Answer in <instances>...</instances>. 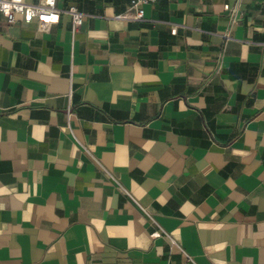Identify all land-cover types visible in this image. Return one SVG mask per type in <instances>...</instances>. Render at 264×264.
Returning <instances> with one entry per match:
<instances>
[{
    "label": "crops",
    "instance_id": "0c3cea01",
    "mask_svg": "<svg viewBox=\"0 0 264 264\" xmlns=\"http://www.w3.org/2000/svg\"><path fill=\"white\" fill-rule=\"evenodd\" d=\"M70 4L0 11V264H264V0Z\"/></svg>",
    "mask_w": 264,
    "mask_h": 264
},
{
    "label": "built area",
    "instance_id": "2783aa9c",
    "mask_svg": "<svg viewBox=\"0 0 264 264\" xmlns=\"http://www.w3.org/2000/svg\"><path fill=\"white\" fill-rule=\"evenodd\" d=\"M157 0H131L130 11L119 17L126 19H143L145 16V5L155 3ZM225 7L231 10L232 23L237 22V11L231 9L229 4ZM0 11L6 16L10 23L17 22L20 17L26 23L37 22L41 30H49L51 26L61 20L63 11L72 16V33L75 34L84 22L85 13L77 4H70L66 9L58 6V0H40L29 2L28 0H0ZM176 31V29H174Z\"/></svg>",
    "mask_w": 264,
    "mask_h": 264
}]
</instances>
